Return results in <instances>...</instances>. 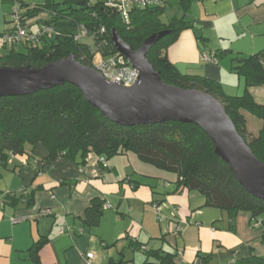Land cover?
Masks as SVG:
<instances>
[{"label":"crops","instance_id":"1","mask_svg":"<svg viewBox=\"0 0 264 264\" xmlns=\"http://www.w3.org/2000/svg\"><path fill=\"white\" fill-rule=\"evenodd\" d=\"M16 2L25 12V6L46 0H0V35L12 27ZM184 2L186 7L181 0L164 2V11L172 7V18L184 17L189 25L166 50L169 60L180 74L211 79L228 95L244 94L246 77L234 66L264 51V0ZM52 16L40 11L27 19L29 30L37 31ZM204 54L215 55L217 61H205ZM250 90L264 103V86ZM244 114L249 126L251 113ZM38 152L45 155L42 149ZM17 156L1 189L33 195L34 202L0 205V264H135L134 252L143 253L144 247L171 250L178 264H229L264 255L262 232L249 212L205 206L200 192L179 187L176 174L145 164L133 153L116 155L106 164L94 152L84 164L58 157L40 171V163L24 164L27 157ZM94 198L104 200L105 207L98 225L89 226L84 218ZM42 209L52 214L39 215ZM43 238L47 241L36 263L30 249Z\"/></svg>","mask_w":264,"mask_h":264},{"label":"trees","instance_id":"2","mask_svg":"<svg viewBox=\"0 0 264 264\" xmlns=\"http://www.w3.org/2000/svg\"><path fill=\"white\" fill-rule=\"evenodd\" d=\"M184 1L181 0L186 7L188 4ZM23 7L21 4L22 11ZM164 9V5L133 9L127 23L118 11L100 2L46 0L43 5L25 6V20L40 11L53 14L44 24L52 25L56 32L38 43L20 42L26 46L25 52L17 50L16 44L3 45L6 52L0 50V66L42 67L71 54L90 66L93 45L76 39L81 25L94 37V44L100 45L106 38L105 52L117 51L111 38L113 30L133 49L139 48L150 35L170 30L148 52L150 63L166 83L201 89L217 97L255 155L264 161V103L257 101L250 90L251 86H264V51L238 61L234 67L246 77L247 89L239 96L228 95L211 79L180 74L169 60L166 50L189 25L184 17H173L164 22L161 17ZM245 112L262 121L258 134L249 131ZM40 149L45 152L42 157L39 155L42 151L38 152ZM90 152L96 153L103 164L101 158L107 161L119 154L133 153L145 164L176 174L179 187L200 192L205 197V206L233 213L249 212L252 222L257 220L255 225L259 226L264 243V199L247 192L229 165L216 154L211 138L198 125L179 121L133 126L115 123L69 82L26 95L0 96V154L5 166L11 156L17 155L27 157L24 164L29 161L40 163L36 167L39 171L58 157L84 164ZM0 196L4 202L12 204L25 200L30 206L34 202L33 195L5 193L1 186ZM104 207V200L94 198L86 209L84 223L98 225ZM258 218H261L260 222ZM46 241V238L40 239L30 249L31 259L36 263L40 262V250ZM143 253L142 264H178L176 253L171 250L144 247ZM229 264H264V255L253 254Z\"/></svg>","mask_w":264,"mask_h":264},{"label":"water","instance_id":"3","mask_svg":"<svg viewBox=\"0 0 264 264\" xmlns=\"http://www.w3.org/2000/svg\"><path fill=\"white\" fill-rule=\"evenodd\" d=\"M169 33L156 32L133 49L117 31L111 32L116 50L140 71L139 81L131 87L108 81L71 54L42 67L0 66V96L26 95L69 82L103 115L121 125L193 123L211 138L216 154L247 192L264 199V161L239 133L224 104L204 90L166 83L148 60L150 49Z\"/></svg>","mask_w":264,"mask_h":264},{"label":"built area","instance_id":"4","mask_svg":"<svg viewBox=\"0 0 264 264\" xmlns=\"http://www.w3.org/2000/svg\"><path fill=\"white\" fill-rule=\"evenodd\" d=\"M89 2H100L104 6L118 11L122 18L128 23L131 17V11L136 8H148L154 6L164 5L165 0H88ZM12 30L2 34L0 36V45H13L20 42L38 43L41 39L47 35H52L56 32L52 25L43 24L37 31L33 32L29 30V24L27 20L23 18V11L19 3H15L12 14ZM92 36L88 29L81 25L76 35L77 40H83V38ZM108 45L106 38L103 39L100 45L96 43L92 46L91 51L93 53V59L91 61V67L98 70L103 76L112 82H116L126 87H131L139 81L140 71L128 59L120 52H113L108 50L105 52L104 47ZM96 52H99L103 58L100 64L96 63ZM108 57V58H107ZM203 59L205 61H217L215 55L204 54ZM106 164V159L101 158ZM4 204L3 198L0 196V205ZM156 211L159 213V219H162L161 206L155 205ZM45 216L52 214L51 209H42L38 213ZM19 219L12 218L13 222H17ZM179 226L176 230H180ZM87 256L92 258L93 253H88Z\"/></svg>","mask_w":264,"mask_h":264},{"label":"rangeland","instance_id":"5","mask_svg":"<svg viewBox=\"0 0 264 264\" xmlns=\"http://www.w3.org/2000/svg\"><path fill=\"white\" fill-rule=\"evenodd\" d=\"M175 12H176L175 9H172V7H168L167 10H165L162 13V16H161L162 17V20L164 22H169L170 19L172 18V16L175 14ZM82 41H84L86 43H89L91 45H94V37L93 36L85 37V38H83ZM15 48L17 50H20V51H23V52H25L27 50L26 49V46L24 45V43H16ZM0 50H1L2 53H5L6 52V50L1 45H0ZM102 58H103V56L99 52H96V56H95L96 63L100 64L102 62ZM249 115H250L249 116L250 122H249L248 129H249L250 132L252 131L251 133H254L255 134V133L258 132V130L260 128V125L261 124L259 123V121H261V120H259L254 115H251V114H249ZM13 157L14 156H11L9 158V163L5 166L4 164H2V157H1V154H0V172L2 174V177L0 179L1 180L0 181L1 186H4L6 184V181L8 179L9 173H12L11 170H13L12 169L13 168ZM13 175H14V177L16 176V174H13ZM256 228L257 227H255L254 229L256 230ZM256 232H259L260 233V230H256ZM134 257H135V264H141L142 261H143L144 255H143V253L141 251L137 250V251L134 252Z\"/></svg>","mask_w":264,"mask_h":264}]
</instances>
